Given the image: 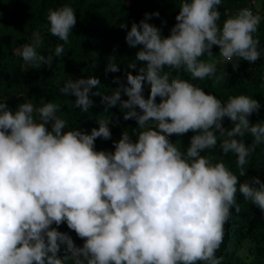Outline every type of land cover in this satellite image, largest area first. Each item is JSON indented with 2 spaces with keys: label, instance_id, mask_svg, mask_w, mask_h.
<instances>
[{
  "label": "clouds",
  "instance_id": "clouds-1",
  "mask_svg": "<svg viewBox=\"0 0 264 264\" xmlns=\"http://www.w3.org/2000/svg\"><path fill=\"white\" fill-rule=\"evenodd\" d=\"M222 2L179 0L167 36L148 22L158 12L119 25L125 43L139 51L124 73L126 83L114 77L117 88L102 102L105 111L118 106L122 119L137 127L122 132L111 151L95 145L111 140L109 119L97 120L90 132L69 129L57 103L27 101L13 110L0 97V264H222L216 253L233 210L240 212L237 193L264 213V183L246 177L245 170L264 145V121L249 119L259 114L260 102L243 94L222 102L181 77L186 72L192 80L208 78L213 86L225 81L229 74H218L221 60L212 59L213 46L233 70L240 61L261 58L256 33L262 17L245 7L221 24ZM47 21L50 34L63 43L40 54L43 42L35 34L18 50L34 68L64 55L77 18L65 5L49 9ZM120 71L109 57L105 74ZM99 84L95 77H69L59 93L89 112ZM225 118L231 128L223 126ZM188 133L183 150L180 139H170ZM217 146L223 155H235L238 175L204 155ZM61 225L69 231L58 230Z\"/></svg>",
  "mask_w": 264,
  "mask_h": 264
},
{
  "label": "trees",
  "instance_id": "trees-1",
  "mask_svg": "<svg viewBox=\"0 0 264 264\" xmlns=\"http://www.w3.org/2000/svg\"><path fill=\"white\" fill-rule=\"evenodd\" d=\"M70 6L75 11L77 23L72 29L69 43L64 45L65 52L60 58H55L52 65H41L34 68L25 63L18 50L23 45L32 43L35 34L42 40V46L37 48L40 54H51L56 45L63 43L49 32L47 14L49 9L55 10L62 6ZM179 0H0V97L7 98L9 108L15 110L17 104L31 101L36 106L41 103L54 102L60 106V115L68 123L69 129L81 128L89 131L98 127L97 120L109 119L112 138L108 141L97 139L96 150H112V142L120 138L122 132L133 133L137 127L134 120L124 121L119 107L107 108L102 102V96L111 95L117 88L114 77H120L125 82L124 73L130 71L128 65L135 59L139 46L129 47L125 43V31L119 25L139 22L145 13L158 12L159 17H153L148 22L161 29L167 36L175 23L178 14ZM245 7L242 0H223L219 7L220 23L229 16ZM260 41L261 58L254 64L240 61L238 69L233 70L231 64H225L219 57V49L213 46L212 59L221 60L217 64V72L226 71L229 76L220 84L213 86L211 79L203 81L192 80L190 74L183 72L181 77L201 87L206 93L215 95L222 102L229 96L247 95L261 104L259 114L251 116L250 122L264 121V14L256 33ZM115 57L121 71L105 74L109 57ZM202 59H209L205 56ZM133 75L136 73L133 72ZM95 77L100 84L92 92L100 95L90 96L93 107L89 112L74 108V97L62 96L59 87L67 80ZM149 88L145 85L144 96L147 98ZM122 99H127L122 95ZM223 126L232 127V122L225 118ZM192 133L179 138L170 139L175 142L180 139L181 148L189 143ZM246 144L252 143L248 134L243 137ZM204 155L222 160L231 171L238 175L234 154L223 155L217 146ZM246 177L258 176L264 183V145L257 146L245 166ZM241 177V182L246 178ZM240 212L233 210L231 219L225 225V236L216 255L222 258V264H264V213L250 201H245L237 193ZM68 232L66 225L58 229ZM72 238L80 241L74 232H69ZM245 251V254L243 252ZM63 252L60 253L62 255ZM67 264H72L68 261Z\"/></svg>",
  "mask_w": 264,
  "mask_h": 264
},
{
  "label": "rangeland",
  "instance_id": "rangeland-1",
  "mask_svg": "<svg viewBox=\"0 0 264 264\" xmlns=\"http://www.w3.org/2000/svg\"><path fill=\"white\" fill-rule=\"evenodd\" d=\"M242 1L245 3V7L250 8L254 13H257L262 17V15L264 14V0H242ZM74 242L76 243L77 246H81L83 243L82 240L80 241L74 240ZM243 254H245V251L243 252Z\"/></svg>",
  "mask_w": 264,
  "mask_h": 264
},
{
  "label": "built area",
  "instance_id": "built-area-1",
  "mask_svg": "<svg viewBox=\"0 0 264 264\" xmlns=\"http://www.w3.org/2000/svg\"><path fill=\"white\" fill-rule=\"evenodd\" d=\"M225 17L227 18L229 16V13L227 11L224 12Z\"/></svg>",
  "mask_w": 264,
  "mask_h": 264
}]
</instances>
